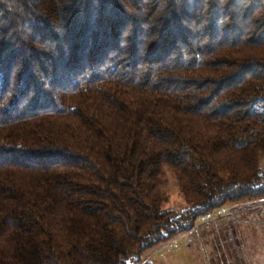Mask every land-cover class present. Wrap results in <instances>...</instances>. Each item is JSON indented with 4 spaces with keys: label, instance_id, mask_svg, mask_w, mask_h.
Listing matches in <instances>:
<instances>
[{
    "label": "trees",
    "instance_id": "trees-1",
    "mask_svg": "<svg viewBox=\"0 0 264 264\" xmlns=\"http://www.w3.org/2000/svg\"><path fill=\"white\" fill-rule=\"evenodd\" d=\"M260 201L264 0H0V264H141Z\"/></svg>",
    "mask_w": 264,
    "mask_h": 264
},
{
    "label": "rangeland",
    "instance_id": "rangeland-1",
    "mask_svg": "<svg viewBox=\"0 0 264 264\" xmlns=\"http://www.w3.org/2000/svg\"><path fill=\"white\" fill-rule=\"evenodd\" d=\"M157 194L163 209L184 211L191 207L167 164ZM221 210L209 221L198 219L193 232L147 252L141 264H264V201ZM130 260L135 264L134 257Z\"/></svg>",
    "mask_w": 264,
    "mask_h": 264
},
{
    "label": "built area",
    "instance_id": "built-area-1",
    "mask_svg": "<svg viewBox=\"0 0 264 264\" xmlns=\"http://www.w3.org/2000/svg\"><path fill=\"white\" fill-rule=\"evenodd\" d=\"M221 212H222V210L220 209V210H217V211H215V212H213V213H211V214H208V215H206V216H203V217H201V218H199V220L201 221V220H210L211 219V217H214L216 214L218 215V214H221ZM128 264H133L134 262L132 261V260H129L128 262H127Z\"/></svg>",
    "mask_w": 264,
    "mask_h": 264
},
{
    "label": "crops",
    "instance_id": "crops-1",
    "mask_svg": "<svg viewBox=\"0 0 264 264\" xmlns=\"http://www.w3.org/2000/svg\"><path fill=\"white\" fill-rule=\"evenodd\" d=\"M185 253H187V252H185Z\"/></svg>",
    "mask_w": 264,
    "mask_h": 264
}]
</instances>
